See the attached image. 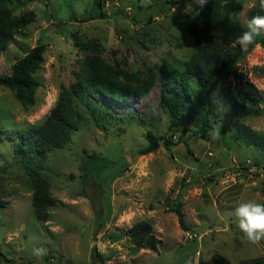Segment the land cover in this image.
Instances as JSON below:
<instances>
[{"label":"rangeland","instance_id":"374dc122","mask_svg":"<svg viewBox=\"0 0 264 264\" xmlns=\"http://www.w3.org/2000/svg\"><path fill=\"white\" fill-rule=\"evenodd\" d=\"M239 1L236 18L246 28L254 0ZM10 7L13 15L34 11L35 20L0 52V74L37 43L45 52L32 104L0 87V264H101L95 251L103 264H214L217 256L240 264L264 257V240L249 243L234 212L241 202H264V151L235 133L243 122L264 135V111L236 120L219 93L233 85L224 75L197 88L196 110L182 112L172 129L160 105V92L174 87L160 80V68L182 71L192 54L188 26L200 9L194 0H13ZM89 56L142 92L120 101L103 93L75 98L69 141L28 164L17 153V132L43 122ZM237 65L260 91L263 110L264 49L249 46ZM146 131L172 144L159 140L141 154ZM90 153L107 161L101 174L89 167ZM32 172L46 179L54 198L45 222L32 213ZM177 202L187 230L172 211ZM139 221L150 224L153 246L136 248L125 234ZM38 246L48 248L42 260L31 254Z\"/></svg>","mask_w":264,"mask_h":264},{"label":"trees","instance_id":"16d2710c","mask_svg":"<svg viewBox=\"0 0 264 264\" xmlns=\"http://www.w3.org/2000/svg\"><path fill=\"white\" fill-rule=\"evenodd\" d=\"M12 2L13 0H0V52L8 47L13 37L22 28L35 20V12L32 10L13 15L10 9ZM97 3L100 4L99 1ZM241 10L242 3L239 0H228L224 6L221 5V0H210L207 6L199 9L188 26L192 37V54L183 70H168L166 66L160 68L158 76L160 80L174 83L171 90L160 92V105L170 118V129L177 124L182 112L191 113L196 110L197 103L201 100L198 99L197 88H204L208 82L220 75L230 77L233 83L232 86L220 87L219 93L229 106L228 109L235 113L236 120L264 111L259 108L260 91L246 75L239 71L237 65L246 52L234 43L236 37L247 30L236 18ZM99 14L105 16L103 12ZM257 15H264V5L261 0H254L247 9V21ZM256 43L264 49V30ZM76 45H81V42L77 41ZM44 52L45 45L37 43L22 58L11 64L8 74H0V87L11 90L16 100L22 104H32L34 101V90L38 84L35 72L43 61ZM115 75L116 72L98 56L87 57L75 73V79L70 87L60 91L55 105L43 122L17 132L19 134L17 153L26 155L29 164L33 161V157L63 147L69 141L70 132L74 128L72 110L75 98L88 100L90 94L103 93L112 100L120 101L128 94L142 92L140 88L131 89L118 81ZM150 81L151 79L144 83L143 89H146ZM89 104L97 106L92 100ZM99 109L103 114L110 115V112L103 107ZM235 133L246 145H254L264 151V135L252 131L243 122L237 124ZM145 138L147 143L139 150L141 154L157 149L159 140H163L162 144L165 148H169L172 144L164 134L156 136L151 131H146ZM87 158L89 167L101 174L107 161L95 153H90ZM29 181L32 186V213L38 221L45 222L48 219V208L53 204L54 198L49 193L46 179L39 173L32 172ZM172 211L177 216L180 228L187 230L181 203L177 202ZM125 234L136 248L153 246L156 242L151 226L146 221L135 223L126 230ZM95 256L103 264V257L98 251H95ZM214 264L230 263L217 256ZM240 264H264V257Z\"/></svg>","mask_w":264,"mask_h":264},{"label":"clouds","instance_id":"9594fccd","mask_svg":"<svg viewBox=\"0 0 264 264\" xmlns=\"http://www.w3.org/2000/svg\"><path fill=\"white\" fill-rule=\"evenodd\" d=\"M210 0H194L195 5L202 9L209 4ZM264 5V0H261ZM228 0H221L224 6ZM245 31L240 33L234 41L242 50H247L249 46L256 43V38L262 34L264 30V15L253 16L248 22ZM220 135L219 129H213V139H218ZM239 220L238 227L244 234L247 241L251 244H258L264 240V203L256 201L241 202L234 210ZM37 259H43L48 255V248L44 246L33 247L32 253Z\"/></svg>","mask_w":264,"mask_h":264}]
</instances>
